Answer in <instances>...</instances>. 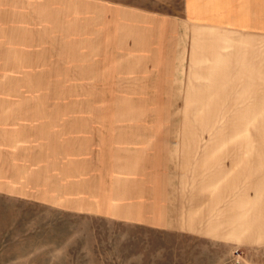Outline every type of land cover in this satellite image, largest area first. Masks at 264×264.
<instances>
[{
  "label": "rangeland",
  "instance_id": "obj_1",
  "mask_svg": "<svg viewBox=\"0 0 264 264\" xmlns=\"http://www.w3.org/2000/svg\"><path fill=\"white\" fill-rule=\"evenodd\" d=\"M182 2L0 0V264H264V9Z\"/></svg>",
  "mask_w": 264,
  "mask_h": 264
},
{
  "label": "crops",
  "instance_id": "obj_2",
  "mask_svg": "<svg viewBox=\"0 0 264 264\" xmlns=\"http://www.w3.org/2000/svg\"><path fill=\"white\" fill-rule=\"evenodd\" d=\"M183 14L193 23L220 30L252 31L253 16L264 9V0H182ZM158 11V8H157ZM264 14V12L262 13ZM246 25V27H245Z\"/></svg>",
  "mask_w": 264,
  "mask_h": 264
}]
</instances>
